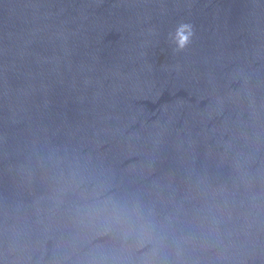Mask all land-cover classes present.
Listing matches in <instances>:
<instances>
[{"label": "water", "instance_id": "95a60500", "mask_svg": "<svg viewBox=\"0 0 264 264\" xmlns=\"http://www.w3.org/2000/svg\"><path fill=\"white\" fill-rule=\"evenodd\" d=\"M0 264H264V0H0Z\"/></svg>", "mask_w": 264, "mask_h": 264}, {"label": "clouds", "instance_id": "9594fccd", "mask_svg": "<svg viewBox=\"0 0 264 264\" xmlns=\"http://www.w3.org/2000/svg\"><path fill=\"white\" fill-rule=\"evenodd\" d=\"M195 36L193 25L190 23H180L174 34V41L179 50L183 51L192 42Z\"/></svg>", "mask_w": 264, "mask_h": 264}]
</instances>
